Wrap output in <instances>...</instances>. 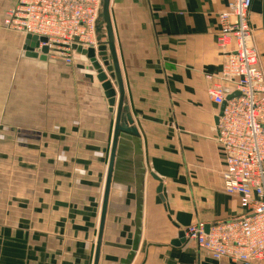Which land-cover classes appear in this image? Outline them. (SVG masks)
Here are the masks:
<instances>
[{"label": "crops", "instance_id": "1", "mask_svg": "<svg viewBox=\"0 0 264 264\" xmlns=\"http://www.w3.org/2000/svg\"><path fill=\"white\" fill-rule=\"evenodd\" d=\"M16 1L0 0V264H94L117 109L86 57L71 66L27 57V37L3 27ZM226 6L111 0L138 135L119 137L99 264H233L185 238L191 225L243 214L224 190L222 107L206 80L224 62L217 36ZM250 18L257 48L264 0H253Z\"/></svg>", "mask_w": 264, "mask_h": 264}, {"label": "built area", "instance_id": "2", "mask_svg": "<svg viewBox=\"0 0 264 264\" xmlns=\"http://www.w3.org/2000/svg\"><path fill=\"white\" fill-rule=\"evenodd\" d=\"M102 0H17L3 27L23 36L44 38L48 60L73 65L74 46L97 48ZM253 0H227L218 17L220 73L207 75L208 95L221 111L216 141L225 160L223 185L240 198L243 214L207 227L189 226L186 241L215 261L264 264V70L254 44ZM237 97H232L235 94ZM232 97L228 100V98Z\"/></svg>", "mask_w": 264, "mask_h": 264}, {"label": "water", "instance_id": "3", "mask_svg": "<svg viewBox=\"0 0 264 264\" xmlns=\"http://www.w3.org/2000/svg\"><path fill=\"white\" fill-rule=\"evenodd\" d=\"M110 3L111 0H102L97 22V48L84 50L81 46H74L76 54L86 57L91 64L90 70L97 73V79L102 84V88L105 92V97L108 100L110 111L113 112L115 108L117 109L111 158L103 201L102 219L94 264H99L102 236L119 137L122 133L135 136L138 135L135 121L132 117L129 103L125 94L124 82L119 66V60L115 47V39L110 18ZM45 43H47V40L44 38L27 36L24 48L27 57L34 59L38 58L41 61H47L48 48L44 47L40 49V45ZM237 96H239L238 93L232 97ZM232 97L228 98V100ZM223 110L224 106L222 107L221 111ZM182 236H184V233H182Z\"/></svg>", "mask_w": 264, "mask_h": 264}, {"label": "rangeland", "instance_id": "4", "mask_svg": "<svg viewBox=\"0 0 264 264\" xmlns=\"http://www.w3.org/2000/svg\"><path fill=\"white\" fill-rule=\"evenodd\" d=\"M253 29H254V39H255V36L257 34L255 33V28H253ZM256 44H258V43H256ZM257 48H258L259 55H260V57H259L260 58V61H261L262 65H263V60H264V43H262L261 46H259V44H258L257 45ZM4 55L7 56V60H8V58L10 57V52L4 53ZM90 66H91V64H90Z\"/></svg>", "mask_w": 264, "mask_h": 264}]
</instances>
